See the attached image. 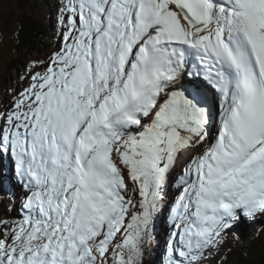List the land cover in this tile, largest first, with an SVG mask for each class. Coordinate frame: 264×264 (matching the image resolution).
<instances>
[{
    "label": "snow or ice",
    "instance_id": "6c2138e0",
    "mask_svg": "<svg viewBox=\"0 0 264 264\" xmlns=\"http://www.w3.org/2000/svg\"><path fill=\"white\" fill-rule=\"evenodd\" d=\"M55 9L0 104V264H144L165 215L162 264H224L264 226V0Z\"/></svg>",
    "mask_w": 264,
    "mask_h": 264
},
{
    "label": "rangeland",
    "instance_id": "374dc122",
    "mask_svg": "<svg viewBox=\"0 0 264 264\" xmlns=\"http://www.w3.org/2000/svg\"><path fill=\"white\" fill-rule=\"evenodd\" d=\"M21 6L23 7L21 8ZM51 8L53 11L56 10L55 0H0V104L7 99H11L13 84L19 83L18 75L13 70V67L18 65L17 73L23 72L26 63L37 59L38 57H43L56 43L55 34L52 35L50 32L53 31L54 33L55 24H52V28L49 31V34H51V41L49 43L47 42L48 48L42 53L34 52L33 54H27L25 51L27 49L26 41L24 40L23 42L21 39L18 41L17 39V37L20 36L17 29L20 10L22 9L26 12H31L32 14L34 13L42 19L40 13L45 11L48 15ZM14 206L18 207V201L14 200V198L10 196L0 198V217L14 218L16 215ZM161 218H164V220L157 222L155 229L156 239L153 241L152 247L149 249L153 250V253L150 256L148 250L145 255L144 264H162V257L168 234L165 235L161 228L164 226L169 229V226L167 224V218L165 216H162ZM243 223H248V227H245L244 224L243 228H241L242 223H238L227 237V245L223 250L224 253L227 254V259L224 261V264H235L237 259L236 251L233 250L235 249V246L237 247L236 249L241 250L245 247L249 248L250 246L248 244L250 243L251 245V241L253 240L252 235L248 233V231L254 234L256 230H258V227L262 226L259 221H245ZM250 225L252 227H249ZM161 244H163V247H161ZM157 247L158 250L156 251ZM226 248H230L233 251L229 253L226 251ZM155 253H157L156 256ZM157 259H159V261H157ZM217 260H219V257ZM213 264H217V261H213Z\"/></svg>",
    "mask_w": 264,
    "mask_h": 264
},
{
    "label": "trees",
    "instance_id": "16d2710c",
    "mask_svg": "<svg viewBox=\"0 0 264 264\" xmlns=\"http://www.w3.org/2000/svg\"><path fill=\"white\" fill-rule=\"evenodd\" d=\"M23 6H21L22 8ZM41 14V13H40ZM43 17V13L41 14ZM17 29L20 36L17 37L18 41L21 39L27 43V54L34 52H41L45 50L48 42V29H50L47 19L42 20L36 14L20 10V17L17 22ZM16 65L13 69H17ZM264 234V226L260 229ZM262 234V233H261ZM250 247L241 249H233L236 251L237 259L235 264H264V237L260 239H252ZM231 250V251H233Z\"/></svg>",
    "mask_w": 264,
    "mask_h": 264
},
{
    "label": "bare ground",
    "instance_id": "6f19581e",
    "mask_svg": "<svg viewBox=\"0 0 264 264\" xmlns=\"http://www.w3.org/2000/svg\"><path fill=\"white\" fill-rule=\"evenodd\" d=\"M165 223V222H164ZM160 224V223H159ZM159 226V225H158ZM161 230H162V232L165 234V235H167L168 234V232H169V229L168 228H166V227H162L161 228ZM168 237V236H167ZM161 247H163V244H161ZM158 250V247H157V249H156V251ZM156 254L157 253H155V256H156ZM156 258V257H155ZM162 259H163V257H162ZM157 261H159V259H157Z\"/></svg>",
    "mask_w": 264,
    "mask_h": 264
}]
</instances>
